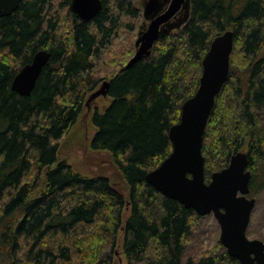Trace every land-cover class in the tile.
<instances>
[{
    "label": "trees",
    "instance_id": "obj_1",
    "mask_svg": "<svg viewBox=\"0 0 264 264\" xmlns=\"http://www.w3.org/2000/svg\"><path fill=\"white\" fill-rule=\"evenodd\" d=\"M71 1L23 0L0 18V264H119V232L127 264H238L220 246L185 259L199 216L145 177L171 153L169 129L198 89L212 40L231 31L229 77L203 136L205 181L245 149L250 193L264 188V0H190L178 32L163 33L147 58L108 78L110 103L91 116V148L111 154L126 193L57 157L105 81L95 73L104 50L135 32L140 11L133 0H102L83 22ZM43 49L48 63L21 96L12 80Z\"/></svg>",
    "mask_w": 264,
    "mask_h": 264
},
{
    "label": "water",
    "instance_id": "obj_2",
    "mask_svg": "<svg viewBox=\"0 0 264 264\" xmlns=\"http://www.w3.org/2000/svg\"><path fill=\"white\" fill-rule=\"evenodd\" d=\"M22 1L0 0V18L11 15ZM189 1L170 0L162 11L151 17L146 28L138 34L135 53L124 69L150 55L164 29ZM101 9L102 0H72L70 4L74 16L83 22H90ZM233 43L231 31L212 40L202 60L198 89L182 104L178 123L169 129L171 153L147 173L145 181L164 197L193 210L198 216L212 214L220 229V244L239 264H264V242L246 237L255 205V200L249 197L251 172L247 153L233 154L228 165L213 172L208 182L204 175L203 136L216 97L229 77ZM49 57L47 50L37 51L30 63L16 73L11 89L21 96H29ZM108 87L107 81L102 82L87 98L86 106L99 96L107 97ZM119 264H122L120 259Z\"/></svg>",
    "mask_w": 264,
    "mask_h": 264
},
{
    "label": "rangeland",
    "instance_id": "obj_3",
    "mask_svg": "<svg viewBox=\"0 0 264 264\" xmlns=\"http://www.w3.org/2000/svg\"><path fill=\"white\" fill-rule=\"evenodd\" d=\"M169 1L133 0L134 6L140 11V18L137 22L135 32L132 35L125 31L122 32L120 37L114 40L112 45L104 50L101 59L98 61L95 73H98L103 80L108 81L110 76L117 73L123 66L125 67L135 53L138 34L146 28L151 17L162 11L168 5ZM188 17L189 4L186 5L179 17L175 18L164 29L163 33L178 32L184 26ZM109 103L110 99L99 96L90 103L89 107L85 106L81 118L59 142L57 160L58 162H67L74 172L85 177H106L118 189L126 193L121 175L113 162L111 154L106 151H96L91 148V140L95 132L91 124V116L95 112H103ZM258 113L264 125V107L260 108ZM242 152H246V150L243 149ZM43 186L42 184L40 189L34 192L33 197L42 191ZM249 197L255 200V205L251 213L246 237L250 240H261L264 242V188L256 194L250 193ZM127 217L128 215L125 214L124 219ZM191 233L192 240L185 246V259L189 257L196 258L205 251L210 252L217 249L216 252H218L219 246L221 249H224L219 241V226L212 214L199 216ZM117 240L118 247L116 251H119L117 252L119 254L118 256L122 260V264H127L124 256L120 252V245L123 240L121 232H119Z\"/></svg>",
    "mask_w": 264,
    "mask_h": 264
}]
</instances>
